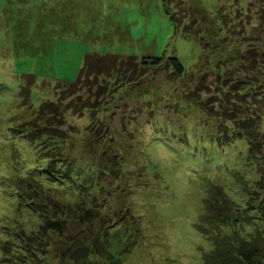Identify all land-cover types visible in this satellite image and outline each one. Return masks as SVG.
<instances>
[{"label": "rangeland", "instance_id": "rangeland-1", "mask_svg": "<svg viewBox=\"0 0 264 264\" xmlns=\"http://www.w3.org/2000/svg\"><path fill=\"white\" fill-rule=\"evenodd\" d=\"M263 22L264 0H0V81L8 82L7 89L0 87V241L4 228L16 222L23 221L29 230L38 227L28 220L35 216L22 218L27 205L19 203L16 190L19 177L30 174L37 161L26 136L13 135L35 115L30 102L15 93L19 75L33 73L38 83L44 79L45 91L52 96L56 79L77 78L87 53L138 60L176 56L187 69L183 78L166 68L152 69L142 86L117 87L97 116L69 114L67 137L62 134L66 139L54 144L46 137L43 149L38 143L37 153L54 145L55 151L76 160L70 159L68 167L78 171L81 166L94 174L92 183L101 187L96 204H108L109 214L102 216L113 211L119 217L123 208L115 206L124 202L138 217L120 221L121 229L107 235L104 225L113 221L110 218H94L90 234L82 220L71 219L63 234L49 236L51 247L39 263H67L69 246L74 247L77 238L100 235L101 252L110 257L94 256V264H111V258L119 257L121 264H204L212 247L199 228L206 211V183L219 184L240 201L242 190L235 177L241 186L258 187L252 183L258 175L248 159L247 141L225 144L220 137L224 124L232 128L233 122L222 120L219 125L201 104L222 111L215 102L219 97L232 111L233 102L225 99L226 73H249L263 80L262 65L255 75L249 66L253 57L245 53L263 44ZM204 76L208 88H195V81ZM38 97L36 91L33 98ZM105 128L107 137L97 139ZM120 160L126 163L124 171L123 166L116 168ZM90 183V177L80 174L76 186L88 190ZM70 186L64 191L66 201L75 198ZM120 186L124 191L119 192Z\"/></svg>", "mask_w": 264, "mask_h": 264}, {"label": "trees", "instance_id": "trees-1", "mask_svg": "<svg viewBox=\"0 0 264 264\" xmlns=\"http://www.w3.org/2000/svg\"><path fill=\"white\" fill-rule=\"evenodd\" d=\"M245 53H250L253 57L249 66L254 74L255 70H261L259 65H262L264 70V42L253 49H247ZM138 59L137 56L131 55L87 53L77 78L74 81L56 79L51 89L52 96L45 91L47 88L44 79L38 83V76L33 73H24L25 77L19 75L18 82L13 84L17 88L15 93L22 102L25 100L30 102L35 109V115L30 121L20 124L23 126L18 127L17 133L13 135L26 136L25 139L35 147L37 161L30 174L19 177L16 190L19 203L22 206L27 205L21 212L22 218L35 216L36 219L33 217L28 220H34L38 227L35 228L36 230H29L31 226L28 229L27 224L22 221L16 222L10 228H4V239L0 241V264H33L35 260L37 263L34 264H40L42 255L51 247L49 236L52 233L60 236L64 233L62 228L66 223L75 219V221L82 220L81 223L86 224L84 231L90 234L93 229L91 222L94 218H103L102 215L108 213L107 203V205L96 204L101 187L97 186V183L95 185L92 183L95 179L94 174L81 168L80 165L78 171L74 167L73 169L68 167L70 159L74 162L76 160L64 151H55L54 145L45 147L43 151L37 153L38 143L43 144L42 140L50 136L54 144L58 143L59 138L66 139L62 134L67 137L65 131L68 115L84 117L88 113L97 116L96 113L100 109H105L102 104L117 93L119 86L124 87L128 84L142 86V80L158 69L166 68L177 78H183L187 73V69L176 56H150ZM152 69H155L154 72ZM248 74L239 76L230 74L233 78L229 73L223 76L225 77L223 86H227L228 89L225 99L228 103L233 102L232 111L224 107L225 100L219 97L215 102L218 101L223 108L222 111L206 106L205 103L201 104L207 116L215 117L219 125H222L220 124L222 120V122H233L232 128L224 124L220 137L225 140V144L246 140L249 147L248 159L255 165L258 175V178L252 182L258 187L248 186L250 183L247 184L248 187L241 186L239 179L235 177L234 182L242 190L243 197L240 201L230 198L219 184L211 181L206 183L204 200L206 211L199 228L209 238L212 247L204 255V264H264V78L260 80ZM259 75L264 76V71ZM205 79L204 76L195 81V88H201L200 90L208 88L203 83ZM5 83L8 82L0 81V87L7 89ZM37 83L40 84V90L39 88L35 90ZM41 90L43 92H40ZM36 91L40 97L35 100L33 94ZM107 129L105 128L97 139L107 137ZM41 148L43 149L44 146L41 145ZM115 158L117 159V155ZM119 164L116 168L123 166L124 171L126 163L120 160ZM93 172L99 174L96 170ZM103 173H100L102 177ZM80 174L90 177L92 186L88 190H82V184L80 187L76 186ZM60 185L65 189L59 191ZM69 186L75 198L66 201L64 191H68L66 187ZM122 187L120 186L119 192L124 191ZM76 195L80 196L76 197ZM124 198L122 195V201ZM119 207L123 208V213L119 217L114 216L112 211L110 216L105 215L103 218L113 220L112 222L107 220L104 225L106 235L112 231L117 233L122 227L119 225L120 221L123 223L129 219L128 217L134 220L138 218L133 214L131 206L126 207L123 202L122 205L115 206V209ZM18 225H23L25 230H19L21 226ZM77 239L78 242H74V247L69 246V261L65 263L62 260L59 264H94L91 261L94 256L110 257L108 253L101 252L104 248L101 245L103 238H100V235L92 236L91 240L84 237ZM121 260L119 257L118 261H112V258L110 261L111 264H121ZM41 264H46V261Z\"/></svg>", "mask_w": 264, "mask_h": 264}]
</instances>
